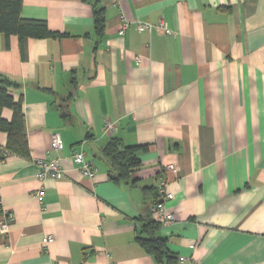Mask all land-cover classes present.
<instances>
[{
	"label": "crops",
	"instance_id": "0c3cea01",
	"mask_svg": "<svg viewBox=\"0 0 264 264\" xmlns=\"http://www.w3.org/2000/svg\"><path fill=\"white\" fill-rule=\"evenodd\" d=\"M21 16L60 37L0 33V75L23 100L29 145L0 161V226L13 216L8 233L0 227V264H174L138 242L156 221L162 175L175 221L156 236L175 261L264 264V0H23ZM113 138L142 147L130 180L115 181L103 156ZM38 160H58L65 176L41 183Z\"/></svg>",
	"mask_w": 264,
	"mask_h": 264
},
{
	"label": "trees",
	"instance_id": "16d2710c",
	"mask_svg": "<svg viewBox=\"0 0 264 264\" xmlns=\"http://www.w3.org/2000/svg\"><path fill=\"white\" fill-rule=\"evenodd\" d=\"M23 0H0V33L6 37L17 36L21 42L26 38L44 39L57 38L60 35L53 33L45 21L27 20L21 16ZM95 28L99 35L105 31V13L103 9L95 10ZM76 83V82H74ZM11 83L0 75V133L7 134L5 146H0V159H7L10 155H29V145L25 127L23 100H16L11 94ZM72 96V95H71ZM71 98V97H69ZM12 112L11 119L4 117V111ZM66 114H64L65 116ZM140 146H126L118 138H113L103 148V156L107 160L112 178L117 181L130 180L140 168ZM7 154V157L5 155ZM136 182V181H134ZM138 242L157 261L176 263L168 249L166 239L157 237L162 225L153 219L145 221ZM147 234V235H143Z\"/></svg>",
	"mask_w": 264,
	"mask_h": 264
},
{
	"label": "built area",
	"instance_id": "2783aa9c",
	"mask_svg": "<svg viewBox=\"0 0 264 264\" xmlns=\"http://www.w3.org/2000/svg\"><path fill=\"white\" fill-rule=\"evenodd\" d=\"M115 6H119L121 8V0H112ZM121 33L127 28V20L124 15H122V23H121ZM137 28L139 31H148V32H163L166 34H171L172 32L165 26L164 24L154 26L147 22H138ZM139 61V58H137ZM116 130V125L114 122L108 121L104 127V131L106 133H110ZM63 148V139L59 134H54L51 139V149L54 151H59ZM7 157V154L5 155ZM74 162L76 165L80 167L83 175L92 178L95 174L91 164L85 161V155L83 152H75L74 153ZM5 160V159H4ZM1 160L0 161H4ZM37 166L39 167V172L37 175L38 181L41 183L44 182L47 178L53 177L55 179H61L65 176V170L60 165L58 160H38L36 161ZM166 170L175 171L174 165H169ZM159 199L156 201L153 206L152 211L155 214V219L162 226L170 225L173 221H175V216L167 212V203L174 199V194L168 189L167 177L162 175L158 178L157 181ZM46 192L43 189H40L36 195L35 199L39 203V205H43L44 198ZM12 215H8L5 218V221L1 224V231L3 233H8L9 223L12 220ZM52 237H48L46 241L48 243L53 242ZM175 264H192L191 261L185 256H179Z\"/></svg>",
	"mask_w": 264,
	"mask_h": 264
}]
</instances>
